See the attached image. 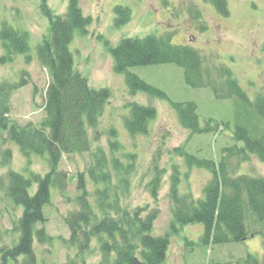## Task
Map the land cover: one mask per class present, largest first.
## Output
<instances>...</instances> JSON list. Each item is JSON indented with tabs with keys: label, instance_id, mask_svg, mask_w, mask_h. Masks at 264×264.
<instances>
[{
	"label": "trees",
	"instance_id": "trees-1",
	"mask_svg": "<svg viewBox=\"0 0 264 264\" xmlns=\"http://www.w3.org/2000/svg\"><path fill=\"white\" fill-rule=\"evenodd\" d=\"M201 1L210 2L222 15L228 14L227 0ZM41 8L49 20L47 32L36 46V59L49 77L44 92L45 116L38 124L11 120L8 117L11 96L24 81L2 79L0 129L6 132L5 138L17 145L28 163L32 155L45 154L47 170L39 173L29 169L25 173L9 169L6 174H0V198H9L20 208L12 220L15 234L7 233L6 237V231H0V264H47L38 260L35 245L51 243V237L37 224L45 220L44 206L49 202L51 188L66 187L67 174L59 170L61 154L85 151L91 152L90 162L84 171L77 173L76 208L65 218L69 236L62 240L72 254H67L64 264H90L86 255L93 243L100 255L98 264H164L171 236L179 234L183 226L195 223L202 225L199 241L203 245L240 242L248 235H259L264 249V177L239 172L240 164L251 155L264 163V88L250 98L229 67L208 64L191 45L174 43L172 33L122 37L110 48L112 69L123 73L131 94L140 92L150 98H167L162 90L129 68L172 63L182 68L187 85L209 88L215 98L230 99L234 109L232 124L212 118L201 122L194 101H170L179 124L191 134L230 130L234 143L224 146L216 160L198 157L184 147L174 149L188 169H204L209 179L203 195L194 197L191 190L180 191V176L174 169L168 228L163 234H154L160 176L155 174L148 181L154 206L130 207L124 201L130 192L128 180L134 167L130 157L133 154L127 153L125 161V157L117 155L119 140L113 126L107 129L109 152L102 145L92 149V143L100 138V119L111 91L89 85L76 69L69 47L75 32L87 33L91 17L83 15L77 0H68L62 14L54 13L46 0H42ZM115 11L119 15L118 25L130 19L128 7L118 5ZM195 16H200L197 9ZM0 43L1 59L12 60L17 54L30 59L25 31L3 22ZM127 108L123 120L127 132L132 136L146 133L156 115L155 107L131 101ZM3 141L4 138L0 144ZM11 157V148L0 146V167H9ZM185 240V244L194 243ZM248 261L264 264V254L261 260L249 255ZM197 264L231 263L209 260Z\"/></svg>",
	"mask_w": 264,
	"mask_h": 264
},
{
	"label": "rangeland",
	"instance_id": "rangeland-1",
	"mask_svg": "<svg viewBox=\"0 0 264 264\" xmlns=\"http://www.w3.org/2000/svg\"><path fill=\"white\" fill-rule=\"evenodd\" d=\"M84 16L91 17L85 35L74 33L70 50L76 69L83 74L89 85L107 87L111 91L109 102L100 119V138L92 143L107 147V129L113 126L119 140L118 154L127 160L132 153L133 169L129 173V195L124 203L130 207L154 206L148 181L153 175L160 176L157 197L159 213L153 222V233L163 234L171 218L169 200L171 175L177 170L180 191L191 190L194 197L203 195V187L209 173L200 168L188 169L183 159L175 153L176 147H184L198 157L218 159L224 146L234 143L230 130L221 133L191 134L179 124L170 101L192 100L196 103L200 121L208 118L227 120L232 124L234 109L230 99H217L209 88H194L184 81L181 67L172 63L136 65L129 70L147 83L162 90L167 98H150L137 92L131 94L124 82L123 73L112 69L110 48L122 37L144 36L149 33H172V41L194 47L205 62L229 67L240 86L250 98L264 88V0H227L228 14L218 13L210 2L201 0H77ZM42 0H0V24L7 22L29 37L30 59L17 54L15 59H1L0 80H23L11 96L8 117L19 124H38L45 116L44 92L49 80L47 71L36 59V46L47 32L49 20L42 12ZM47 6L57 14L65 12L68 0H46ZM130 9V19L118 25L116 6ZM195 9L200 16H195ZM203 27V28H202ZM131 101L152 104L156 115L144 134L130 135L123 120L127 104ZM92 131L89 136L92 137ZM0 129V146L11 148L9 167H0V174L9 169L19 172L47 170L46 155H32L28 163L16 144L5 138ZM125 155V156H124ZM90 151L62 153L59 170L67 174L64 190L51 188L49 202L44 206L45 220L38 223L51 237V243L36 244V256L40 262L64 264L67 247L62 239L69 236L65 222L67 215L76 208L77 173L84 171L90 162ZM120 157V156H119ZM128 157V156H127ZM27 166V167H26ZM239 172L264 177V163L254 155L239 167ZM20 208L9 198H0V231L15 234L12 220ZM203 228L199 223L185 225L179 234L171 236L164 264H197L209 260L250 264L248 256L262 259L264 249L259 235H248L240 242L203 245L199 241ZM193 244H185V239ZM99 252L95 243L86 255L90 264H98Z\"/></svg>",
	"mask_w": 264,
	"mask_h": 264
}]
</instances>
